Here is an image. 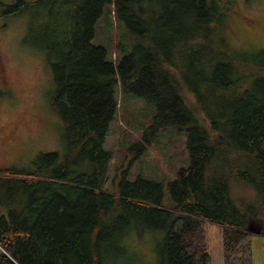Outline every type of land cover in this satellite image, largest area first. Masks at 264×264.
Returning <instances> with one entry per match:
<instances>
[{"label": "trees", "instance_id": "16d2710c", "mask_svg": "<svg viewBox=\"0 0 264 264\" xmlns=\"http://www.w3.org/2000/svg\"><path fill=\"white\" fill-rule=\"evenodd\" d=\"M13 1L0 0V17L33 16V38L42 23L39 50L50 62L65 152L40 154L30 170L0 169L21 211L0 213V264H116L124 238L145 230L164 233L161 264H213L208 222L222 226L223 264H252L250 227L264 236V59L256 66L239 57L213 26L217 10L208 0ZM107 5L132 40L117 65L93 44ZM118 85L156 114L110 193L113 154L104 145ZM168 128L187 132L190 154L189 167L168 185L171 210L161 183L128 180ZM233 184L254 199L236 200Z\"/></svg>", "mask_w": 264, "mask_h": 264}, {"label": "rangeland", "instance_id": "374dc122", "mask_svg": "<svg viewBox=\"0 0 264 264\" xmlns=\"http://www.w3.org/2000/svg\"><path fill=\"white\" fill-rule=\"evenodd\" d=\"M208 2L217 10L213 26H219V34L227 33L239 57L245 63H257V66L264 59V0ZM9 3L14 1L9 0ZM32 20L33 16L28 13L19 17H0V169L30 170L40 154L65 152L62 121L51 108L54 84L50 62L39 50L42 23L38 22L39 35L29 37ZM93 44L104 47L108 59L115 65L132 51L131 37L125 25L116 20L111 5L106 6L96 26ZM116 93V118L109 126L104 145L113 154L106 187L110 193L117 168L125 167L133 153L138 152V149L132 152L129 149L136 142H142L156 114L154 105L123 96L119 85ZM187 144V132L177 128L160 131L147 146V151L134 162L128 180L134 182L142 177L161 183L165 206L173 209L175 203L168 185L180 169L190 165ZM231 190L236 200L254 199L251 192L240 186L233 184ZM19 199L10 186L0 182L1 214L9 216L12 210L21 214L16 209ZM23 215L27 226H32L33 213L25 210ZM207 234L213 264H223L222 226L208 222ZM163 235V232L145 230L141 236L133 234L131 238H124L122 254L116 264H161ZM251 244L252 264H264V236L254 235ZM2 252L5 253L3 249Z\"/></svg>", "mask_w": 264, "mask_h": 264}, {"label": "water", "instance_id": "95a60500", "mask_svg": "<svg viewBox=\"0 0 264 264\" xmlns=\"http://www.w3.org/2000/svg\"><path fill=\"white\" fill-rule=\"evenodd\" d=\"M249 232L253 235H257L260 236L262 234V228L258 227V226H251L249 229Z\"/></svg>", "mask_w": 264, "mask_h": 264}]
</instances>
